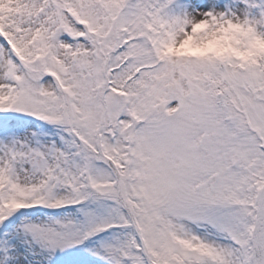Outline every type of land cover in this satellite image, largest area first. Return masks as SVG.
<instances>
[{
    "label": "snow or ice",
    "instance_id": "1",
    "mask_svg": "<svg viewBox=\"0 0 264 264\" xmlns=\"http://www.w3.org/2000/svg\"><path fill=\"white\" fill-rule=\"evenodd\" d=\"M0 264H264V0H0Z\"/></svg>",
    "mask_w": 264,
    "mask_h": 264
}]
</instances>
